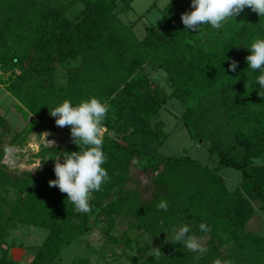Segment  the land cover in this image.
<instances>
[{"label": "trees", "instance_id": "16d2710c", "mask_svg": "<svg viewBox=\"0 0 264 264\" xmlns=\"http://www.w3.org/2000/svg\"><path fill=\"white\" fill-rule=\"evenodd\" d=\"M132 3L0 0V84L27 113V128L44 122L64 100L75 106L98 98L109 107L103 167L110 177L102 191L91 194V211L78 212L67 194L48 185L56 179L55 159L62 163L63 152L79 151L70 126L62 128L65 145L42 148L44 169L33 176L2 164L5 148L21 145L27 134L11 136L7 118L0 115V244L9 223L44 230L46 238L28 264H54L90 232L89 220L95 217L106 225L111 248L121 241L133 248L130 231L152 239L131 258L132 264H213L216 259L264 264V236L251 227L264 218V179L252 165L264 154V97L258 95L259 70L248 69L245 60L247 47L264 39V17L245 8L221 29L205 24L195 32L181 21V13L192 10L191 2L173 0L161 11L162 24L147 27L139 38L134 26L121 19L133 10ZM232 60L238 62L234 72ZM148 66L166 74V87L153 81ZM60 69L64 76L59 78ZM172 98L186 107L182 122L190 136L212 142L210 152L219 155L217 169L159 151L168 135L156 119ZM226 168L242 175V185L233 192L219 175ZM162 199L168 202L166 212L157 209ZM184 215L196 222L197 234H209L208 251L197 259L193 251L170 242L155 258L150 248L169 236ZM120 221L128 227L117 237L112 229ZM201 223L211 231L201 232ZM85 260L78 257L75 264Z\"/></svg>", "mask_w": 264, "mask_h": 264}, {"label": "rangeland", "instance_id": "374dc122", "mask_svg": "<svg viewBox=\"0 0 264 264\" xmlns=\"http://www.w3.org/2000/svg\"><path fill=\"white\" fill-rule=\"evenodd\" d=\"M173 0H133V10L125 15H121V19L128 24L134 26L135 32L139 38L145 35L146 29L152 25H159L163 22L162 10ZM182 1L183 5H187L191 0ZM61 70V69H60ZM153 81L166 87V74L163 71L147 68ZM1 72V71H0ZM1 75V74H0ZM64 76L63 70L59 71V78ZM170 92V91H169ZM186 112V107L177 99H170L162 108L156 121L164 123V133L168 135L166 142L160 147L159 151L166 156L186 155L198 161L204 167L215 170L219 165V155L212 154L210 140H194L182 122V117ZM0 115H4L11 127V136L19 135L21 131L26 132V138L20 145L11 147L10 152H6L2 164L8 167L10 171H29L33 176L38 175L44 169L39 153L43 147L48 146L45 140V132L50 133L48 140H55L56 145H65L68 137L65 135L61 127L56 126L55 118L51 115L45 118V121H38V125L31 129L27 128V113L20 104L10 95L6 89L0 84ZM37 120V119H35ZM210 128L208 131H211ZM111 135L114 133L110 132ZM218 142L217 137L215 138ZM220 145H226L218 142ZM259 165H254L260 170L259 178L264 179V154L260 158ZM253 161V159H252ZM140 174V171H136ZM219 175L224 180L229 191L233 192L242 185V175L240 171L233 168L220 169ZM5 196H7L4 193ZM11 200L16 198L14 193L8 195ZM259 206L256 208L258 209ZM261 216H264L263 214ZM195 221L182 216L176 227L172 229L170 235L164 237L161 242L155 243L153 248L165 247L166 244L173 240L175 231L184 225L190 227V232L197 237L202 238L204 246L209 245L210 237L208 235H199L193 228ZM90 232L84 237L74 241L71 246L66 248L56 260L54 264H75L78 257L86 259L87 264H132L131 258L138 257V250L148 247L154 243L152 239L142 237L140 231L128 232L129 237L134 240L133 248H126L121 241L119 246H115V242L111 248V240H107L104 236L106 225L99 223L95 217L89 220ZM8 235L0 244V260L8 264H28L37 254L38 248L43 244L47 232L36 229L33 226L23 224L9 223ZM128 223L120 221L112 229L115 236H120L127 231ZM251 227L257 230V235L264 236V218L258 217ZM151 247V246H150ZM152 247L150 249H153ZM153 253V252H152ZM195 258H199L201 253L194 252Z\"/></svg>", "mask_w": 264, "mask_h": 264}, {"label": "clouds", "instance_id": "9594fccd", "mask_svg": "<svg viewBox=\"0 0 264 264\" xmlns=\"http://www.w3.org/2000/svg\"><path fill=\"white\" fill-rule=\"evenodd\" d=\"M245 8L264 17V0H191V11L181 13V21L186 29L198 32L205 24L214 29H221L229 19H235ZM250 54L245 57L248 69L259 75L256 83L261 91L258 95L264 97V39H257L247 47ZM225 59H228L225 57ZM238 62L232 60L229 69L235 71ZM109 111L108 105L98 98L91 97L81 100L73 106L69 100H64L59 106L50 111L55 118L58 127L70 126L71 142L79 147V151L63 152V162L60 157L55 159L54 173L56 179L49 180V187H57L61 193L67 194V200L81 213L91 211L90 198L93 192L102 191V185L110 180L107 170L103 167L106 163V155L103 151V122ZM45 140L48 146L55 147V140H48L50 133L45 132ZM6 152L11 148L6 147ZM253 164L259 165L260 160L253 158ZM158 210L167 211L168 202L160 200ZM163 224V221H161ZM201 232H210L211 228L201 223ZM172 243H178L186 249L206 253L208 249L203 240L191 234L187 225L179 227L173 236ZM155 258L162 254L159 248L152 249ZM213 264H232V261L216 259Z\"/></svg>", "mask_w": 264, "mask_h": 264}]
</instances>
